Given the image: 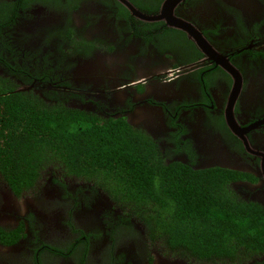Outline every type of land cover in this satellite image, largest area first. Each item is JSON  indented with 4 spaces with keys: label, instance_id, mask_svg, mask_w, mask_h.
<instances>
[{
    "label": "flooded vegetation",
    "instance_id": "obj_1",
    "mask_svg": "<svg viewBox=\"0 0 264 264\" xmlns=\"http://www.w3.org/2000/svg\"><path fill=\"white\" fill-rule=\"evenodd\" d=\"M169 1L0 0V97L141 135L157 167L264 215V0ZM32 170L0 171V264H264L240 242L213 258L174 247L161 208L113 174L55 157Z\"/></svg>",
    "mask_w": 264,
    "mask_h": 264
},
{
    "label": "trees",
    "instance_id": "obj_2",
    "mask_svg": "<svg viewBox=\"0 0 264 264\" xmlns=\"http://www.w3.org/2000/svg\"><path fill=\"white\" fill-rule=\"evenodd\" d=\"M11 99L0 97V121L15 117V124L3 127L0 122V171L12 181L29 169L35 173L44 158L55 157L73 171L113 174L127 200L160 207L155 215L174 247L201 258L234 253L238 242L247 250L264 248L263 214L228 207L214 184L196 173L157 167L148 139L112 131L80 115H38L34 106L13 107ZM23 108L27 112L15 113Z\"/></svg>",
    "mask_w": 264,
    "mask_h": 264
},
{
    "label": "water",
    "instance_id": "obj_3",
    "mask_svg": "<svg viewBox=\"0 0 264 264\" xmlns=\"http://www.w3.org/2000/svg\"><path fill=\"white\" fill-rule=\"evenodd\" d=\"M177 0H170L169 2L171 3V2H176Z\"/></svg>",
    "mask_w": 264,
    "mask_h": 264
}]
</instances>
